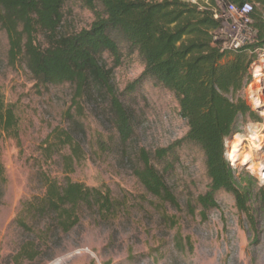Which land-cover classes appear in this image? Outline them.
<instances>
[{
	"label": "rangeland",
	"instance_id": "374dc122",
	"mask_svg": "<svg viewBox=\"0 0 264 264\" xmlns=\"http://www.w3.org/2000/svg\"><path fill=\"white\" fill-rule=\"evenodd\" d=\"M63 16L60 33L64 35L87 30L95 21L82 0H67ZM37 42L42 48L49 46L42 35ZM121 48L114 84L132 114L135 134L127 145L121 144L106 99L85 94L76 100L69 83L37 85L24 60H11L8 35L0 31V87L6 103L15 109L20 135L18 140L5 137L0 142L4 178L0 181V264H17L14 257L21 246L30 239L39 242L46 228L36 223L29 233L17 219L27 216L28 202L44 196L47 176L62 182L67 175L63 157L45 153L47 142L60 132L69 133L84 152L70 179L109 190L122 205L106 219L97 211L83 209L71 232L52 229L48 243H39V257L20 264H264V201H252L253 220L238 210L235 197L226 192L216 195L215 208L198 204L211 183L204 154L187 144L175 148L189 130L177 100L149 79L140 83L145 69L142 58L130 53L124 43ZM105 59L113 64L109 54ZM136 83L135 91H126ZM255 112L260 122L242 120L237 132L225 140L226 157L237 178H254L258 188L264 189L257 171L264 164V144L257 149L250 138H235L251 135L264 123V115ZM236 143L240 147L233 162L230 155ZM160 149L171 151L158 161L155 153ZM142 150L151 154L165 176L176 204L149 194L135 175L142 167ZM69 153L64 149L63 154Z\"/></svg>",
	"mask_w": 264,
	"mask_h": 264
},
{
	"label": "trees",
	"instance_id": "16d2710c",
	"mask_svg": "<svg viewBox=\"0 0 264 264\" xmlns=\"http://www.w3.org/2000/svg\"><path fill=\"white\" fill-rule=\"evenodd\" d=\"M67 0H0V31H6L11 60H24L37 85L48 87L69 83L75 99L95 94L109 102L110 112L122 145H127L135 131L132 114L114 84V71L121 65L124 43L130 53H138L144 62L139 82L149 79L173 94L179 104L188 133L176 147L187 144L203 152L211 183L200 195L204 209L217 207L216 195L226 192L235 197L238 210L253 220V200L264 201V189L254 178H237L226 157L225 140L233 136L242 120L260 122L249 105L245 89L251 83L250 66L258 58L255 51L264 48V0H82L95 15L87 30L72 35L60 33ZM253 5L251 18L255 36L240 49H224L217 37L223 21L216 18L220 6ZM44 36L49 46L38 45ZM105 54L113 59L110 66ZM137 89V83L127 92ZM5 137L19 139V119L13 106L5 101L0 87V142ZM51 141V142H50ZM46 155H61L66 177L62 182L45 178L42 198L24 206L27 216L17 219L20 227L33 233L41 230L39 242L30 239L14 257L33 262L40 254L39 243H48L51 230L71 232L80 222L83 209L97 211L103 218L117 214L121 202L102 191L74 182L68 176L84 159L81 144L67 132L49 140ZM64 149L69 154H63ZM170 149H160L155 158L165 159ZM142 167L135 170L146 191L152 196L176 204L165 176L142 150ZM0 164V181L3 182ZM25 213V214H26ZM32 222V224H29Z\"/></svg>",
	"mask_w": 264,
	"mask_h": 264
},
{
	"label": "built area",
	"instance_id": "2783aa9c",
	"mask_svg": "<svg viewBox=\"0 0 264 264\" xmlns=\"http://www.w3.org/2000/svg\"><path fill=\"white\" fill-rule=\"evenodd\" d=\"M220 8L221 13L216 18L223 21V26L216 33L217 37L224 40V49L238 50L255 36L256 32L252 28L253 20L251 18L253 5L245 4L241 7L234 5L223 7L221 5ZM255 54H257L258 58L250 66L249 72L252 81L245 89V96L247 101L251 103V108L259 114L264 115V100L262 98L264 94V48L255 51ZM253 136L258 138L251 140V144H254L255 148L258 147L257 149H262L264 141H260V136L264 139V123L256 126L251 135H243V139L244 141H250L245 140V138ZM254 141H257L259 146ZM257 171L260 178L264 179V164H260Z\"/></svg>",
	"mask_w": 264,
	"mask_h": 264
},
{
	"label": "bare ground",
	"instance_id": "6f19581e",
	"mask_svg": "<svg viewBox=\"0 0 264 264\" xmlns=\"http://www.w3.org/2000/svg\"><path fill=\"white\" fill-rule=\"evenodd\" d=\"M235 138H236V140H240V139H243V137L241 136V134H237L236 136H235ZM258 137H256V136H253V137H251L250 139L251 140H256ZM240 142V141H239ZM240 147V144H235L234 145V150H233V154H231L230 155V158H231V160L234 162L235 161V158H237V155L235 154L236 152H238L239 150H238V148ZM256 148H258V147H256Z\"/></svg>",
	"mask_w": 264,
	"mask_h": 264
},
{
	"label": "crops",
	"instance_id": "0c3cea01",
	"mask_svg": "<svg viewBox=\"0 0 264 264\" xmlns=\"http://www.w3.org/2000/svg\"><path fill=\"white\" fill-rule=\"evenodd\" d=\"M205 1H207V0H205Z\"/></svg>",
	"mask_w": 264,
	"mask_h": 264
}]
</instances>
